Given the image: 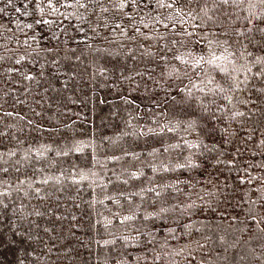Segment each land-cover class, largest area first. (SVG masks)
<instances>
[{"label":"trees","instance_id":"obj_1","mask_svg":"<svg viewBox=\"0 0 264 264\" xmlns=\"http://www.w3.org/2000/svg\"><path fill=\"white\" fill-rule=\"evenodd\" d=\"M92 2L0 0V264H264V5L172 0L196 64Z\"/></svg>","mask_w":264,"mask_h":264},{"label":"rangeland","instance_id":"obj_2","mask_svg":"<svg viewBox=\"0 0 264 264\" xmlns=\"http://www.w3.org/2000/svg\"><path fill=\"white\" fill-rule=\"evenodd\" d=\"M120 4L121 0H93L83 14L96 31L92 40L100 42L105 53H121L141 43L168 59L202 63L201 43L187 30L172 0H123V8Z\"/></svg>","mask_w":264,"mask_h":264},{"label":"snow or ice","instance_id":"obj_3","mask_svg":"<svg viewBox=\"0 0 264 264\" xmlns=\"http://www.w3.org/2000/svg\"><path fill=\"white\" fill-rule=\"evenodd\" d=\"M133 2H135V0H133ZM219 2L221 4H225V5H230V4H243V3H248L251 6H253L254 3H259L260 5H264V0H219ZM77 3H79V0H77ZM83 6V5H81ZM120 7L123 8L124 4H123V0H121V4ZM17 11H19V9H17ZM105 11H107V9H105ZM250 15H254V13H250ZM250 70V69H249ZM30 78V77H29ZM4 193L0 192V196H3ZM125 219H131V217H125Z\"/></svg>","mask_w":264,"mask_h":264}]
</instances>
